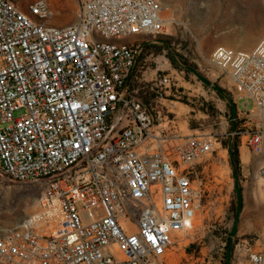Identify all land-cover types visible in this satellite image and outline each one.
I'll use <instances>...</instances> for the list:
<instances>
[{"label":"built area","instance_id":"obj_1","mask_svg":"<svg viewBox=\"0 0 264 264\" xmlns=\"http://www.w3.org/2000/svg\"><path fill=\"white\" fill-rule=\"evenodd\" d=\"M78 1L77 20L61 25L48 0H0V175L43 187L39 210L0 235V263L164 264L174 235L195 224L190 164L220 142L182 132L164 103L171 74L134 85L141 44L105 47L167 29L168 5ZM209 60L236 103L253 100L252 110L237 103L238 134L264 155V37L219 44ZM59 172L70 179L49 184ZM258 173L264 183V162ZM247 257L264 264V234Z\"/></svg>","mask_w":264,"mask_h":264},{"label":"rangeland","instance_id":"obj_2","mask_svg":"<svg viewBox=\"0 0 264 264\" xmlns=\"http://www.w3.org/2000/svg\"><path fill=\"white\" fill-rule=\"evenodd\" d=\"M48 1L54 10L52 23L66 25L77 20L78 0ZM161 2L170 7L168 33L132 37L142 47L134 70V85L140 87L157 76L171 74L167 95L171 101L164 103L177 113L182 132L211 133L220 142L213 152L190 164L196 189L195 224L192 229L174 235L164 264H249L247 250L257 247L264 234V183L258 173L264 155L249 148L247 137L238 134L244 119L238 116L237 103L243 110H252L254 102L246 97L236 103L232 92L221 84L219 70L209 57L219 44L251 48L264 37V0ZM247 41H251L250 46H245ZM171 55L177 64H173ZM199 73L211 83H206ZM213 84L223 88L224 96ZM142 95L147 102L152 99ZM230 102L236 104L234 111ZM21 114L23 111L16 116ZM228 137L239 140L238 173L231 164L229 149L223 144ZM237 181L242 188L240 205ZM42 192V186L0 175V235L15 229L24 218L39 210ZM97 213H102L101 208Z\"/></svg>","mask_w":264,"mask_h":264},{"label":"bare ground","instance_id":"obj_3","mask_svg":"<svg viewBox=\"0 0 264 264\" xmlns=\"http://www.w3.org/2000/svg\"><path fill=\"white\" fill-rule=\"evenodd\" d=\"M155 34V33H168L167 29H160V28H150L148 31H142L138 34H131V33H123L119 35V37H108L107 40H105V47H119V48H127L131 47V45L134 44H141L133 41H127L128 38H132L133 36L140 35V34ZM245 46H250L251 41H247L244 43ZM245 157H247L246 152L244 151L243 154ZM70 179V172H59L57 173L56 177H49V184H57V183H63ZM180 232V231H179Z\"/></svg>","mask_w":264,"mask_h":264},{"label":"trees","instance_id":"obj_4","mask_svg":"<svg viewBox=\"0 0 264 264\" xmlns=\"http://www.w3.org/2000/svg\"><path fill=\"white\" fill-rule=\"evenodd\" d=\"M154 34V33H153ZM156 34H162V33H155ZM150 35V34H149ZM167 38V37H166ZM169 38V37H168ZM164 44L168 45L169 44V41L168 40H165L164 41ZM170 59L171 61L173 62V64H177L175 58L171 55L170 56ZM188 65V64H186ZM198 73V72H197ZM199 76L208 84H210L211 82L207 79V78H204V76H202L200 73H199ZM215 90L220 93L221 95L224 96V90L223 88H221V86H219L218 84H213ZM186 103V102H185ZM231 103V102H230ZM230 109L234 111V109H236V104H230ZM239 137V135H238ZM224 146L226 148L229 149V152H230V157H231V164L234 168V171L236 173H238L239 169H240V164H241V160H240V150H239V140L238 138H233L231 139L230 137H228L224 142H223ZM236 192H237V196L239 198V205L241 204V200H242V188L240 186V184L236 183Z\"/></svg>","mask_w":264,"mask_h":264},{"label":"crops","instance_id":"obj_5","mask_svg":"<svg viewBox=\"0 0 264 264\" xmlns=\"http://www.w3.org/2000/svg\"><path fill=\"white\" fill-rule=\"evenodd\" d=\"M132 39H133V38H128L127 41H128V40H129V41H132Z\"/></svg>","mask_w":264,"mask_h":264}]
</instances>
